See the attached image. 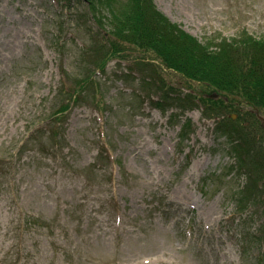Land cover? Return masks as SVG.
I'll use <instances>...</instances> for the list:
<instances>
[{
	"label": "rangeland",
	"instance_id": "374dc122",
	"mask_svg": "<svg viewBox=\"0 0 264 264\" xmlns=\"http://www.w3.org/2000/svg\"><path fill=\"white\" fill-rule=\"evenodd\" d=\"M153 1L209 46L243 31L264 38V0ZM105 13L101 23L84 0H0V264H264L253 242L264 229V114L244 116L263 127L254 180L223 128L243 116L210 111V86L158 68L162 86L144 91L151 65H163L131 43L99 68ZM76 91L84 96L71 104ZM44 120L56 135L37 129ZM160 151L168 172L157 183L148 161ZM249 186L257 196L242 213ZM177 187L198 204L176 202Z\"/></svg>",
	"mask_w": 264,
	"mask_h": 264
},
{
	"label": "trees",
	"instance_id": "16d2710c",
	"mask_svg": "<svg viewBox=\"0 0 264 264\" xmlns=\"http://www.w3.org/2000/svg\"><path fill=\"white\" fill-rule=\"evenodd\" d=\"M84 1L99 22H106V11L110 14L107 25L111 27V36L103 42L104 56L98 63L99 68L105 69L111 59L124 58V45L131 43L136 47L154 51L163 65H151L154 70L150 73L152 78L147 80L149 90L153 86H162L158 68L171 69L190 80L210 86L217 97L207 98L208 102L201 97L208 103L210 111L221 114L233 109L239 116H243L237 120L226 116L223 128L227 129L240 168L246 170L254 180L258 179L254 174H259V168L252 169L257 167L252 157L254 151L261 147L258 132L263 134V127L260 131L253 129L251 122L244 116L253 115L250 110L264 114V38H257L243 31L239 38H221L219 42L214 39L212 45L215 46H209L173 22L153 0ZM155 72L158 73V78L154 76ZM81 85L86 88L85 84ZM82 95L78 91L72 93L69 99L73 102L71 104L77 103ZM71 104L68 102L57 109V116H54L58 119L55 128L66 117ZM55 128L50 130L53 135L58 133ZM259 175L264 180V172ZM256 196L255 189L247 187L240 208H246L251 198ZM260 199H264V194H261ZM260 231L263 235L258 236L257 232ZM257 232L254 233L253 242L262 243L264 259V229H258Z\"/></svg>",
	"mask_w": 264,
	"mask_h": 264
},
{
	"label": "bare ground",
	"instance_id": "6f19581e",
	"mask_svg": "<svg viewBox=\"0 0 264 264\" xmlns=\"http://www.w3.org/2000/svg\"><path fill=\"white\" fill-rule=\"evenodd\" d=\"M138 140H144L145 141V144H144V147H146L145 149H149L151 150V146H149V140L147 137L145 138H139ZM163 149H164V152H166V147L163 146ZM169 150V146H167V151ZM143 152V150L140 151V154ZM164 153L162 151L158 152V155L156 156L155 160H150L148 161L149 162V167H150V170H151V173L158 178V182H161L163 181L166 177H167V172H168V169H167V166H166V163H163V159H162V155ZM155 161H158L162 164V166L160 168H155L153 167ZM207 159L201 161L199 160L198 162L194 163V167L192 170H190V172L187 174V176L189 177V181L191 179H193L194 177V172L195 170H197L200 166L202 165H205L207 163ZM154 181V180H153ZM188 181V180H187ZM186 181V183H187ZM175 193H176V202L178 203H183L185 205H187L188 207H193L189 204V200H194L196 202L195 206L198 204V199H191L192 197L189 196L188 193L185 192V190L182 188V187H177L175 189ZM207 220L206 223L207 224H211L213 221H215L216 219L214 218V215H211L210 217L206 218Z\"/></svg>",
	"mask_w": 264,
	"mask_h": 264
}]
</instances>
